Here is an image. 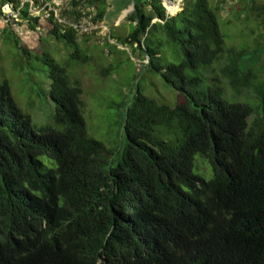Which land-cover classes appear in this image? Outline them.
<instances>
[{"label":"trees","instance_id":"16d2710c","mask_svg":"<svg viewBox=\"0 0 264 264\" xmlns=\"http://www.w3.org/2000/svg\"><path fill=\"white\" fill-rule=\"evenodd\" d=\"M134 1V30L116 42L149 57L144 68L179 102L159 104L138 86L125 110L127 142L110 169L106 147L88 136L70 63L33 54L4 31L21 59L49 68L56 110L39 127L0 82V264H264V80L242 68L243 51L226 46L212 0H184L174 16L162 0ZM106 2L71 0L72 24L45 8L48 34L76 46L69 61L91 60L75 25L91 9L92 24L103 22ZM8 4L37 30L30 3L0 0L3 17ZM247 90L255 108L235 100Z\"/></svg>","mask_w":264,"mask_h":264},{"label":"rangeland","instance_id":"374dc122","mask_svg":"<svg viewBox=\"0 0 264 264\" xmlns=\"http://www.w3.org/2000/svg\"><path fill=\"white\" fill-rule=\"evenodd\" d=\"M44 1L39 0L40 4ZM70 1L52 0L43 7L34 6L31 15L39 17L36 31L30 30L17 13L16 16H10L13 12L11 9H3L4 17L0 15V82L9 81L18 106L32 117L37 126H47L52 123L56 110L48 93L49 68L38 61L30 64L21 59L17 52L12 51L13 46L7 44L4 31L8 28L13 31L21 44L33 54L40 55L47 51L61 64L70 63L71 80L82 89L83 116L88 136L104 144L110 154L107 167L110 169L117 165L127 142L124 132L125 110L138 86L146 96L159 104L172 107L178 104L179 98L158 73L139 67L144 60L139 52L116 42L134 30V23L128 19L134 10V0H107L104 20L98 25L91 22L95 10L91 9L94 13L90 16L84 13L82 23H86L87 29L81 32L78 47L87 52L91 60L87 64L69 61L76 46L57 42L48 34L52 25L49 22L50 12L45 8H51L62 23L72 24L74 20L69 13ZM171 1L178 5L170 8L167 6L168 1H162L167 13L168 9L180 12L184 0ZM212 5L220 6V25L226 46L243 51L242 68H253L259 72V80H264V0L249 4L246 0H212ZM221 66L222 62L210 75L216 74ZM105 71L107 75H104ZM223 85L231 96L230 87L225 81ZM226 98L232 101V98ZM244 99L252 102L250 104L254 108L258 104L253 90L245 91L244 96L235 100ZM198 170L202 175L210 176V169L202 160L198 163ZM211 177L212 174L208 179Z\"/></svg>","mask_w":264,"mask_h":264},{"label":"built area","instance_id":"2783aa9c","mask_svg":"<svg viewBox=\"0 0 264 264\" xmlns=\"http://www.w3.org/2000/svg\"><path fill=\"white\" fill-rule=\"evenodd\" d=\"M164 3H166L168 0H162ZM171 1V0H170ZM34 2H35V0H22V3L23 4H25V3H30V6H31V10L32 9H34ZM169 2V1H168ZM170 4H172V2L170 3ZM51 6V5H50ZM165 8H166V6H165ZM168 8V7H167ZM3 9H11L12 10V8L9 6V4L8 5H6ZM13 11V10H12ZM169 16H174V15H176L177 14V12L175 13V14H172V13H170V11L168 10V13H167ZM10 16H16L15 15V13L14 12H12L11 14H10ZM75 28L76 29H79L80 30V33L81 32H83V31H85L86 29H87V25H86V23H81V24H79V25H75ZM149 57H147V58H145L143 61H141L140 63H141V66H139L140 68H143L144 66H146V65H148V63H149Z\"/></svg>","mask_w":264,"mask_h":264},{"label":"bare ground","instance_id":"6f19581e","mask_svg":"<svg viewBox=\"0 0 264 264\" xmlns=\"http://www.w3.org/2000/svg\"><path fill=\"white\" fill-rule=\"evenodd\" d=\"M167 6L170 7V8L174 7L173 3L172 4H167ZM169 11H170V13L176 12V10H169Z\"/></svg>","mask_w":264,"mask_h":264},{"label":"water","instance_id":"95a60500","mask_svg":"<svg viewBox=\"0 0 264 264\" xmlns=\"http://www.w3.org/2000/svg\"><path fill=\"white\" fill-rule=\"evenodd\" d=\"M169 1V3L168 4H170L172 1H170V0H168ZM132 5H134V3L132 4Z\"/></svg>","mask_w":264,"mask_h":264}]
</instances>
